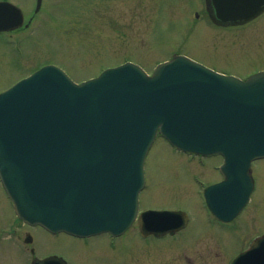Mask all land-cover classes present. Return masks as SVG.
<instances>
[{
	"label": "water",
	"instance_id": "obj_1",
	"mask_svg": "<svg viewBox=\"0 0 264 264\" xmlns=\"http://www.w3.org/2000/svg\"><path fill=\"white\" fill-rule=\"evenodd\" d=\"M213 3L211 20L225 24L255 17L264 0ZM23 21L18 7L0 1V32ZM157 134L183 152L223 157V180L204 199L216 218L232 220L253 189L252 161L264 158V71L242 80L174 55L150 76L126 62L75 83L45 65L0 93V181L17 217L50 233L118 236L135 221L142 236L173 233L186 226L185 212L138 215ZM231 264H264V235Z\"/></svg>",
	"mask_w": 264,
	"mask_h": 264
},
{
	"label": "rangeland",
	"instance_id": "obj_2",
	"mask_svg": "<svg viewBox=\"0 0 264 264\" xmlns=\"http://www.w3.org/2000/svg\"><path fill=\"white\" fill-rule=\"evenodd\" d=\"M8 1L27 14L35 6V0ZM206 18L203 0H42L27 31L0 33V93L45 64L58 66L76 82L128 60L151 73L175 54L240 79L264 70L259 23L223 28ZM220 164L217 156L185 154L157 136L145 158L139 211H184L191 219L187 228L150 244L139 237L136 224L117 238L50 234L34 226L27 228L33 242L26 246L25 229L15 226L13 244L0 240V264H30L31 247L38 258L52 253L67 264H228L247 245L239 231L252 228V237L264 233V159L251 164L254 189L240 215L225 224L228 230L212 226L201 196L204 186L219 178ZM16 221L0 183V226Z\"/></svg>",
	"mask_w": 264,
	"mask_h": 264
},
{
	"label": "flooded vegetation",
	"instance_id": "obj_3",
	"mask_svg": "<svg viewBox=\"0 0 264 264\" xmlns=\"http://www.w3.org/2000/svg\"><path fill=\"white\" fill-rule=\"evenodd\" d=\"M206 1H207V3H206ZM204 2H205L204 3V16L207 17V19L209 20V22L213 26H215V27H223V28H225V27H242V26L244 27V26L249 25V24H252V23H259L262 26V28L264 29V4L262 5V8H263L262 12L260 14H258L256 17H254L253 19H251V20H249V21H247L245 23H239V22L229 21V22H226L225 24H221L220 26H218V25L213 24L211 22V20L209 19V12H211V13L213 12L214 13V9H215V5H214L213 1L212 0H204ZM222 4H223L222 3V0H218V6H221ZM36 16H37V13H35V14L34 13H28V14H26V19H27L28 26L19 28L18 30H15V31L10 32V33H12V34L13 33L14 34H18V32H20L22 30L29 29V27L32 26V24H33ZM258 31H262V30L259 29ZM217 172L219 173V179L210 181L209 184L217 183V182H219V181L222 180V176H221V174L219 172V167H217ZM201 195L203 197V190L201 191ZM206 215L208 216L209 220L212 221V222H210V223L213 224L212 226L224 227L223 229H225V230L230 229V228H225V226H226L225 224H228V223H222V222H220L210 212L207 211ZM190 222H191V219H190V216H189V221H188V224H187V226L185 228L188 227V225L190 224ZM207 222H208V220H207ZM15 226H16L17 229L24 228L25 229V231H24L25 232V236L29 234V232L27 231V228H30V226H28L27 224H24L20 220H17L16 222H14L13 224H11L10 226H8V225H6V227L0 226V234L6 233V235H7L5 237H3V236L0 235V240H3L4 241V239H6L8 243L13 244L14 243L13 240H14V238L16 236L15 235V233H16ZM233 230H235V229H231L229 231H233ZM179 231H181V230H179ZM179 231L176 232L173 235L167 234V235H163V236H160V237H155V236H152L151 235V236H148V237L142 238V239L144 240V242L150 243V239L154 241V240L163 239V238H166V237H169V236H175V235H177V233H179ZM239 233H240V235H239L240 236V241H244V243L246 241H248L247 242V245L244 248V249H246L248 247V245L250 244V242L252 241V239L254 238V237H252L253 236V229L250 228L247 231V233L244 230H243V233H241L240 231H239ZM211 236H213V235H211ZM17 239L20 240L21 239V236L17 235ZM152 243H150V244H152ZM244 249H242V250H244ZM44 257H46V256H44ZM151 264H157V262L155 263V260H152L151 261Z\"/></svg>",
	"mask_w": 264,
	"mask_h": 264
}]
</instances>
